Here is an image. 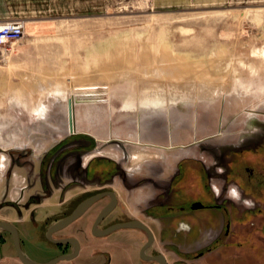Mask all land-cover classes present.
I'll use <instances>...</instances> for the list:
<instances>
[{
  "label": "rangeland",
  "instance_id": "rangeland-1",
  "mask_svg": "<svg viewBox=\"0 0 264 264\" xmlns=\"http://www.w3.org/2000/svg\"><path fill=\"white\" fill-rule=\"evenodd\" d=\"M0 6L26 21L23 37L0 49V198L7 191L15 196L28 176L17 163L5 185L9 151L38 162L56 142L81 135L91 138V152L120 157L126 149L128 164L140 166L135 170L176 167L181 158L200 156L202 138L245 133L251 118L264 117V0H0ZM225 86L224 94H210ZM201 91L207 94L199 98ZM149 129L174 132L175 141L170 148L142 144ZM26 247L37 250L31 241Z\"/></svg>",
  "mask_w": 264,
  "mask_h": 264
},
{
  "label": "flooded vegetation",
  "instance_id": "flooded-vegetation-1",
  "mask_svg": "<svg viewBox=\"0 0 264 264\" xmlns=\"http://www.w3.org/2000/svg\"><path fill=\"white\" fill-rule=\"evenodd\" d=\"M250 123L245 133L216 141L202 138L197 143L200 156L181 158L176 167L135 170L140 166L128 164L126 149L120 157L91 152V138L81 135L56 142L40 153L38 162L9 151L10 165L2 171H7L5 185L9 187L17 163L28 176L15 196L7 191L0 198V264H26L22 254L35 261L74 254L54 264H143L144 260L162 264L148 257L162 252L168 264H176L169 252L174 237L170 243L161 241V248L156 246L157 233L162 232L152 224L157 219L169 221L171 236L185 233L189 248L183 252L190 264L220 251L237 234H249L255 248H264V117H253ZM127 160L128 165L123 164ZM78 187L80 193L67 196ZM144 188L150 192L139 195ZM231 189L239 194V201L229 195ZM94 194L100 196L78 218L52 228ZM245 200L250 204L245 205ZM135 220L153 231L146 247L147 229L115 227ZM181 224L187 228L180 229ZM30 241L37 247L35 252L26 247Z\"/></svg>",
  "mask_w": 264,
  "mask_h": 264
},
{
  "label": "crops",
  "instance_id": "crops-1",
  "mask_svg": "<svg viewBox=\"0 0 264 264\" xmlns=\"http://www.w3.org/2000/svg\"><path fill=\"white\" fill-rule=\"evenodd\" d=\"M15 17L14 12L2 8L0 6V19L5 18H12ZM75 123H76V116H75ZM149 126V125H147ZM149 134H146V142H142V144L147 143L149 145H161L162 147L170 148L171 143L175 141V134L174 132L172 134L165 133L160 134V130H147ZM164 131V130H163ZM134 144L135 148H139V141L137 139H130ZM168 142V143H167ZM139 144V145H137ZM147 149V148H144ZM168 156V155H167ZM154 222V221H152ZM154 227H158L161 229V236L157 233V248H161V241L167 240L168 243L171 242V239L174 237V245H172V249L169 250V252L172 254L173 260L176 262V264H190L189 259L187 258V255L184 254V250L188 249L189 246L185 243V233L183 231H180L177 235L171 236V229L168 228L169 221H161L157 219V223H152ZM166 226V227H165ZM155 228V230H156ZM157 232V231H156ZM129 234V232H128ZM230 241H232L230 244H227L225 247H223L220 251L211 252L207 255L206 258H201L199 262L193 263V264H264V248L257 249L256 243H253V239L249 234L246 235H235L229 238ZM240 241V242H238ZM178 243L180 244L178 246ZM173 244V243H172ZM171 245V244H170ZM164 255L165 253L162 252ZM85 258L87 255V250L84 251ZM80 259L74 260V262H79ZM86 261V260H85ZM143 264H155L154 262L150 261H143ZM64 264H71V263H64Z\"/></svg>",
  "mask_w": 264,
  "mask_h": 264
},
{
  "label": "water",
  "instance_id": "water-1",
  "mask_svg": "<svg viewBox=\"0 0 264 264\" xmlns=\"http://www.w3.org/2000/svg\"><path fill=\"white\" fill-rule=\"evenodd\" d=\"M69 125H70V128L73 132H75V109H74V102L72 101V98L69 99ZM100 195L99 194H94V195H91V196H88L87 198H85L81 203H79L76 208L70 213L68 214L67 216L57 220L52 228H61L63 226H65L66 224H68L69 222H71L72 220L78 218L82 213L83 211L87 208V206L96 198H98ZM105 210H103L104 212ZM1 223H7V222H1ZM130 226V225H133V226H140V227H143L145 229L148 230L150 236H149V241L145 244L144 247H146L149 242H151L153 240V231L152 229L143 221H127V222H120L118 224H116L115 227H119V226ZM9 226V225H8ZM114 228V227H113ZM107 230H110V229H107ZM74 254H65V255H61L59 257H56V258H52L48 261H35L27 256H24L22 254V259L24 260V262L26 264H54L58 259H61V258H70L72 257ZM150 258H155V259H158L161 261L162 264H168L167 260H166V257L163 253H158V254H155V255H150L148 256Z\"/></svg>",
  "mask_w": 264,
  "mask_h": 264
},
{
  "label": "built area",
  "instance_id": "built-area-1",
  "mask_svg": "<svg viewBox=\"0 0 264 264\" xmlns=\"http://www.w3.org/2000/svg\"><path fill=\"white\" fill-rule=\"evenodd\" d=\"M25 28L26 21L23 18L12 17L0 19V49L7 43L23 37Z\"/></svg>",
  "mask_w": 264,
  "mask_h": 264
},
{
  "label": "bare ground",
  "instance_id": "bare-ground-1",
  "mask_svg": "<svg viewBox=\"0 0 264 264\" xmlns=\"http://www.w3.org/2000/svg\"><path fill=\"white\" fill-rule=\"evenodd\" d=\"M227 89H229V88H227L226 86H225V88H221V89H219L218 91H216L215 93H214V90L213 91H211V95L212 94H218V95H222V94H224L223 92H226V90ZM70 93L72 94V95H74L75 93L73 92V91H70ZM94 93V92H93ZM149 93V92H148ZM153 94L154 93H158V92H152ZM158 94H161V92H159ZM164 94V93H163ZM205 94H207L205 91H201V95H200V97H199V93H198V97L199 98H201V96H203V95H205ZM142 95V94H141ZM146 95V94H145ZM149 95V94H148ZM155 95V94H154ZM131 96V95H130ZM132 97V96H131ZM134 97V96H133ZM140 97V96H139ZM142 97H143V95H142ZM151 97H152V95H151ZM150 97V98H151ZM178 97V96H177ZM180 97V96H179ZM191 97V96H190ZM204 97V96H203ZM70 98V97H69ZM127 98H128V96H127ZM136 98H138V97H136ZM136 98H134V99H136ZM128 99H130V97L128 98ZM142 99V98H141ZM148 99V101L150 102V103H154V105L155 106H157V105H159L160 104V98H157V99H155V100H157V101H155V100H149V98H147ZM152 99H153V97H152ZM159 99V100H158ZM168 100V99H167ZM196 100V99H195ZM130 101V100H129ZM145 102V101H144ZM168 102H170V101H168ZM172 102V101H171ZM162 103V102H161ZM127 105H130V103H128L127 102V104H126V106ZM144 105V104H143ZM70 130H71V128H69ZM75 130H76V128H75ZM71 132H73L72 130H71ZM131 141V140H130ZM145 157H143L142 155H140L139 156V160H142V159H144Z\"/></svg>",
  "mask_w": 264,
  "mask_h": 264
},
{
  "label": "clouds",
  "instance_id": "clouds-1",
  "mask_svg": "<svg viewBox=\"0 0 264 264\" xmlns=\"http://www.w3.org/2000/svg\"><path fill=\"white\" fill-rule=\"evenodd\" d=\"M233 193H235V195H233ZM229 195H230L232 198H234L236 201H239V194L236 192L235 189H231L230 192H229ZM244 204H245V205H249L250 202L247 201V200H245V201H244ZM186 228H187V225H185V224H181V225H180V229H186ZM178 230H179V229H178Z\"/></svg>",
  "mask_w": 264,
  "mask_h": 264
},
{
  "label": "snow or ice",
  "instance_id": "snow-or-ice-1",
  "mask_svg": "<svg viewBox=\"0 0 264 264\" xmlns=\"http://www.w3.org/2000/svg\"><path fill=\"white\" fill-rule=\"evenodd\" d=\"M233 195H235V193H233Z\"/></svg>",
  "mask_w": 264,
  "mask_h": 264
}]
</instances>
